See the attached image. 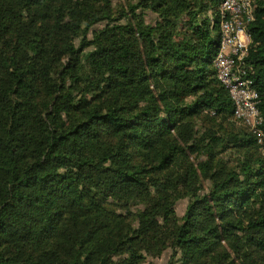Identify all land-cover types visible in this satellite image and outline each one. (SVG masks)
I'll list each match as a JSON object with an SVG mask.
<instances>
[{"label":"trees","instance_id":"1","mask_svg":"<svg viewBox=\"0 0 264 264\" xmlns=\"http://www.w3.org/2000/svg\"><path fill=\"white\" fill-rule=\"evenodd\" d=\"M222 1L0 0V264H264V147L213 65ZM250 34L264 122V0Z\"/></svg>","mask_w":264,"mask_h":264},{"label":"built area","instance_id":"2","mask_svg":"<svg viewBox=\"0 0 264 264\" xmlns=\"http://www.w3.org/2000/svg\"><path fill=\"white\" fill-rule=\"evenodd\" d=\"M262 0H223L219 7L220 42L213 61L216 78L234 104V118L244 124L264 147L259 93L248 77L246 60L252 46L250 26Z\"/></svg>","mask_w":264,"mask_h":264},{"label":"rangeland","instance_id":"3","mask_svg":"<svg viewBox=\"0 0 264 264\" xmlns=\"http://www.w3.org/2000/svg\"><path fill=\"white\" fill-rule=\"evenodd\" d=\"M113 1V6L115 7L116 10H118L119 6L124 3L127 2L128 0H112ZM106 25V23H101L98 24L95 28L96 30L98 29H102L104 26ZM208 126H214V123L209 122ZM226 128L230 131L231 128L227 125H225ZM205 186H208V182H205ZM189 204V200L188 199H183L181 201L178 202L177 206H176V212L177 215L179 217H183L184 214L186 213L187 207ZM170 259V253H166L165 255H163L161 258H149L147 264H167L169 262Z\"/></svg>","mask_w":264,"mask_h":264}]
</instances>
